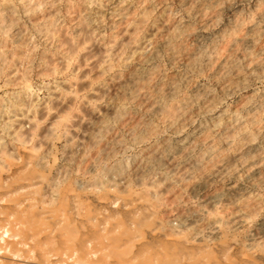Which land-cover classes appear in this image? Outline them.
<instances>
[{
	"label": "bare ground",
	"instance_id": "bare-ground-1",
	"mask_svg": "<svg viewBox=\"0 0 264 264\" xmlns=\"http://www.w3.org/2000/svg\"><path fill=\"white\" fill-rule=\"evenodd\" d=\"M248 1L0 2V264H264Z\"/></svg>",
	"mask_w": 264,
	"mask_h": 264
},
{
	"label": "rangeland",
	"instance_id": "rangeland-1",
	"mask_svg": "<svg viewBox=\"0 0 264 264\" xmlns=\"http://www.w3.org/2000/svg\"><path fill=\"white\" fill-rule=\"evenodd\" d=\"M7 1H9V2H11V3H13V2H16V0H7ZM13 1V2H12ZM118 0H111V2H109V3H106V5H105V7L102 9V13H108V11L110 10V9H112L111 7H113V5L115 6V4H116V2H117ZM126 1H128V0H126ZM253 0H249L245 5H246V7L249 5V3H251ZM0 2H2V0L0 1ZM115 3V4H114ZM261 3H263L264 4V0H262L261 1ZM1 4V3H0ZM94 5H96V4H94ZM244 5V6H245ZM108 10V11H107ZM19 14H18V17L20 18V21H22V23H23V26H24V28L26 29L28 26H29V24H28V22H26V20H24V16H22V12L21 11H19L18 12ZM229 15V13L228 12H226L225 14H224V16L225 17H227L228 15ZM27 30V32H28V36H30V37H28L27 36V38L29 39H31V40H29L30 42H31V44L33 45V46H35V44L37 45L35 48V50L36 51H39L41 48H42V46H43V44L42 43H40V42H42V41H40L39 39H37V37L34 35V34H32V32L30 31V30H28V29H26ZM34 39V40H33ZM39 40V41H38ZM34 41V42H33ZM41 45V46H40ZM49 67H50V65H49ZM36 73V74H35ZM35 75H36V77H35ZM35 77V78H34ZM39 77V78H38ZM28 82H29V84H30V86L32 85V87H31V96L33 97V100H34V96H36V98H35V102H40L41 103V101H42V99H43V97H45L44 98V100L45 99H47V96H48V92L44 89L45 87H46V83H47V86H49L48 84H52V83H54L55 82V80L54 79H52L51 77H45V76H42L41 78H40V76H37V72H36V68H34L29 74H28ZM13 80V79H12ZM54 82H53V81ZM45 81V82H44ZM50 81V82H49ZM42 82V83H41ZM43 84H45V87H43L42 88V85ZM50 84V85H51ZM40 86H41V88H40ZM44 86V85H43ZM263 86V85H262ZM0 88H2L1 90H3L4 88H3V84H2V81H0ZM40 88V89H39ZM38 89V90H37ZM31 96H30V100H31ZM28 99V100H29ZM40 99V100H39ZM43 100V101H44ZM42 101V102H43ZM46 101V100H45ZM44 103V102H43Z\"/></svg>",
	"mask_w": 264,
	"mask_h": 264
}]
</instances>
